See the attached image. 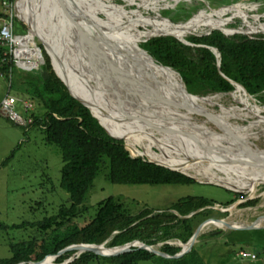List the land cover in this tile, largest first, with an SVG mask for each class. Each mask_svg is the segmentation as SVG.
<instances>
[{"label": "trees", "instance_id": "obj_1", "mask_svg": "<svg viewBox=\"0 0 264 264\" xmlns=\"http://www.w3.org/2000/svg\"><path fill=\"white\" fill-rule=\"evenodd\" d=\"M6 1L9 4L14 2V0ZM79 1L96 18L99 14L106 16L107 19L102 20V22L109 32L120 31L115 27L116 23L113 22V17H117L131 25L121 27V30H124L134 42L139 44L144 40H150L138 46L150 54L158 64L171 69L180 78L190 94L205 97L231 91L240 94L234 90H242L240 87L234 89L233 85L219 75L215 66L214 55L209 49L203 47L192 49L174 38L186 39L194 45H207L217 49L220 54L219 71L229 80L242 85L251 98L264 101V37L250 39L243 35H233L234 33L249 36L264 34V23L259 22L260 17H245V13L241 12V9L223 10L219 17H214L218 19H215V23L204 22L208 26H217L209 28L206 32L220 30L224 34L233 36L225 37L218 31H212L205 37H195L190 32L186 34L182 30L176 32L175 30L182 27L177 26L179 24H173L167 20L159 21L156 20V17L153 20L146 19L139 9L142 8L144 11L151 12L147 9L148 7L131 4L128 0L123 1L130 6L134 5L136 10L127 11L124 8L115 7L112 4L115 0H92L94 6L90 2L91 0ZM122 11L126 13V18L119 17V13ZM85 12L88 13L86 10ZM228 14L231 15V18H239L246 22L248 26L246 24L239 25L240 20H237L236 23L232 19L229 22H222L220 17ZM262 17L264 18V15ZM6 18H8L7 15L0 13V19ZM191 21L189 20L190 23H192ZM23 22L25 23V20ZM228 24H236L237 27H220ZM202 28L193 30L197 32L196 34L206 33ZM21 30L23 33L19 34L12 27V34L14 36L23 35L25 28L22 26ZM157 34H172L174 38H156L158 36L154 35ZM112 37L117 38L118 36ZM40 49L44 66L40 67L39 63L38 70L23 72L15 68L8 46L0 43V76L8 79L15 68L18 76L23 78L15 88V95L22 99L36 101L44 110L42 114L39 112L27 114L25 117H32L33 123L25 129L36 128L42 133L47 145L54 146L59 150L62 162L59 185L67 193L69 204L68 206H61L55 215L44 217L32 226L35 231L38 229L40 234L50 231L46 237H40V240L10 244V257L0 259V264L39 262L49 255H56L60 250L71 245L101 244L108 240L115 231L120 232L106 246L108 248L138 240L149 246H157L160 243L162 245L158 247V250L173 256L180 251V248L171 246L166 242L177 240L184 244L203 221L214 218L212 216L215 213L222 216L221 213L211 209L203 210L192 218L181 220L170 212H158L156 210L143 211L134 216L129 215L117 199L108 197L98 202L94 215L80 225L78 223V218L81 215L80 206H82L94 178L101 171L105 172V178L109 183L120 185H191L195 181L180 173L147 163L140 158H132L123 147L122 141L125 140L119 130L113 125H105L103 120L96 116L110 136L122 141L114 140L108 136L91 116L89 110L70 96L67 88L53 72L43 49L41 47ZM21 66L23 67V65ZM56 71L62 78L60 72L57 69ZM69 87L73 94L81 99L80 91L75 85L69 82ZM5 96L13 97L17 101L14 96L9 94ZM25 102L27 101L22 102L21 105ZM96 109L104 110L102 107ZM124 135L129 142L134 143L133 139L125 133ZM125 143L127 147L132 148L131 144L126 141ZM147 146L150 145L147 144ZM134 155H138L136 150ZM154 157L155 160L159 158L158 154ZM232 194L233 199L224 205L232 204L242 197L240 194L233 192ZM212 202L203 197L190 196L179 199L166 211H177L186 216L210 205ZM250 203L251 201H247L245 204ZM216 218L218 217L214 219ZM18 227L17 225L12 226V229ZM217 227L221 228L222 225L217 224ZM218 232L219 230L213 234ZM72 254L73 252H69L59 256L56 263H63ZM140 262L206 264L202 261L197 249L194 248L177 259H164L145 250H133L116 258H104L92 253H82L68 264H138Z\"/></svg>", "mask_w": 264, "mask_h": 264}, {"label": "rangeland", "instance_id": "obj_2", "mask_svg": "<svg viewBox=\"0 0 264 264\" xmlns=\"http://www.w3.org/2000/svg\"><path fill=\"white\" fill-rule=\"evenodd\" d=\"M90 2L93 3L92 0ZM129 2L135 5L141 4L139 0H129ZM112 4L115 7H121L127 11L136 10V7L134 5L130 6L123 0H115ZM147 5L148 6L144 7H148L147 9L154 13L155 16L151 12L144 11L142 8L139 9V11L146 19L153 20L156 17V20L159 21L167 20L168 22H172L173 24H179L177 26L182 27L178 28L175 31L179 32L182 30L185 32L184 34L190 32L193 33L192 35H200V33L202 34V32L196 34L197 32L193 29L203 27L202 29L204 30V32H206V30H208L209 28L217 27L208 26L204 22L210 21L212 23H215L218 19L214 17H219L221 11L231 10V8H235V10L241 9V12L245 13V17H260L259 22L264 23V18L262 17L264 15V0H152ZM14 6L16 10L14 9ZM86 10L88 11V13L92 14V12L88 10V8ZM0 13L7 16H12L11 19L13 28L17 33H23V31L21 30L22 26L25 28L23 35L27 33L28 30L26 28V25L29 29V24L26 13L21 7L20 0L17 3L16 0H14L12 4H8L5 6L2 4V0H0ZM123 13L125 12L122 11L119 14L121 15ZM230 16V14L223 15L220 17V20L222 22H227V19L230 18V20L232 19L234 23L238 22L237 20H240L239 18H231ZM16 17H19L20 19L22 18L23 21L25 20V23L22 22V19L18 20ZM98 18L103 21L107 19L103 14H99ZM36 20L40 23L41 15H37ZM189 20H192V23H190ZM88 22L90 21L88 20ZM113 22L116 23L115 27L120 29V34L118 33V31H116V34H119V37L125 36L126 33L124 30H121V27L131 25L127 24L125 20L119 19L117 17H113ZM52 23L53 22H51V24ZM196 23L199 24L195 25ZM51 24L50 26H52ZM240 24L243 25L244 23L240 20L239 25ZM224 25L220 27H237L236 24H228L227 26ZM30 35H34V32L28 34V36ZM236 35L247 36L250 39L264 37V34L252 36L245 34ZM64 40H66L65 37ZM96 40L99 41L98 38H96ZM34 41L36 47H41L43 49L42 44H40L36 38L34 39ZM142 43L143 42H139V44ZM34 54H36V56L38 55V61H36L37 65L35 64L37 67L40 63L38 50H35ZM15 68L10 76H8V79L0 76V100L6 94L14 96L17 101L15 102L12 110L22 118H24L27 114H34L38 112L42 114L44 110L36 101L22 99L15 95V88L19 84V81H22L21 79H23L18 76ZM178 81L181 82L179 77ZM113 84L114 86H118L114 82ZM235 88L236 87H234V89ZM252 99L250 98V100H252L255 105L264 107V101H257L254 98ZM128 100L130 101L131 98ZM133 100L134 99H132L131 102H133ZM24 101L27 102L21 105ZM224 103L226 106H229V108L232 106L236 107V114L239 115L237 116V119H230L229 122L231 125H239L241 126L240 129H244L249 125V122L253 120V117L251 116L249 118L242 117L244 116L243 113L245 112H238V110L241 109L238 104L230 105V101L228 100H224ZM214 110H216L215 112H217L218 108L216 107L214 108ZM7 116V114L0 112V259L10 257V244H16L22 241L26 242L30 240H40V237H46L50 231H46L43 234H40V231L38 229H36L35 231V228H32V226L35 225L38 221H41L44 217L55 215L61 206H68L69 204L67 193H65V191H63L59 185L60 169L62 165L59 150L54 146L47 145L44 142L42 133L36 128L25 129L12 121L14 119L11 120ZM195 119L197 120V122L195 123L196 125L192 126L196 131L198 130L200 126L199 124H201L202 119ZM159 127L160 129H151L153 135H155L156 138L164 135H166L165 138H167V136H175L174 133L165 131L167 129L165 125L164 127ZM203 127H209L208 129L211 131L213 129L216 130V128L209 125ZM148 128L150 129V127ZM246 132L247 134H249V141L257 146L258 149L264 150V134L259 132V130L255 127H253V129L247 128ZM202 135H205V132L202 133ZM179 137L183 138L184 136L180 135ZM187 139L189 138H186L185 140ZM206 140L209 142L211 141L208 138ZM171 141L172 142H169V144L167 143L168 146H171V148L168 150L172 151V153H174L175 155L177 154V156L179 157L186 158L185 156H188V154L186 153H188L189 150L191 152L197 151V153L194 154H205L212 152L219 162H221L222 160L227 161L228 157L230 156V154L222 153L220 152V150H218L220 153L216 152L217 149H212L210 151L208 149L204 150L202 149L203 146L201 147L200 145H198L196 141L188 140L191 145L188 144L187 148L186 145L181 141V139L176 138L172 139ZM225 145L226 143L225 141H223L222 146L224 147ZM142 147L146 148V145H142ZM129 150L130 154L135 156V150L133 148H129ZM155 151L157 150L155 149ZM229 159H231V156L229 157ZM198 163L201 168L206 169L207 163H209V159H206L204 161L202 159ZM217 165L218 164L216 163L214 167L218 168ZM231 166L233 167V165ZM239 169L241 168H238L237 170ZM210 170L212 172L215 171H213L212 169ZM225 174L239 176L233 169L227 170ZM212 183L205 180L195 179V183L191 185H120L109 183L105 178V172L101 171L94 178L91 187L85 195L82 206H80L81 215L78 218V223L82 225L84 222L88 221V219L94 215L98 202L107 199L108 197L117 199L123 206L125 211L129 215L134 216L140 214L143 211L150 210H156L158 212H168L166 210L172 207L179 199L190 196L203 197L205 199L213 201L212 203L220 205H224L231 199H233L234 196L231 191L226 190L222 186ZM246 194H248V192ZM249 195L251 197V199H249V201H251L250 204H242L229 213L219 212L216 209L212 208L211 210L222 214V216H219L215 213L212 217H218L216 219H222L225 222L230 223L231 226H234L235 224L238 226L252 225L256 227L258 226V228L260 229L234 231L224 229L223 227L225 223L222 224L221 228H218L217 224L211 225L210 223H208L198 235L202 236L197 237L192 246V248L197 249L199 256L204 263L264 264V228L261 229L262 227H264V184L261 183L257 187V189L253 193H249ZM16 225L19 227L17 229H12V226ZM218 230V233L213 234ZM166 243L171 246L179 247V241L177 240L168 241ZM161 245L162 244L158 243L157 246L153 247L158 250V247ZM239 250L259 251V259L257 256L256 257L258 260L242 259L237 255ZM78 256H76L75 254L71 255L61 264H64V262L65 264H68ZM56 259L55 264H60L56 263ZM48 260H50V258ZM138 264L152 263L140 262Z\"/></svg>", "mask_w": 264, "mask_h": 264}, {"label": "bare ground", "instance_id": "obj_3", "mask_svg": "<svg viewBox=\"0 0 264 264\" xmlns=\"http://www.w3.org/2000/svg\"><path fill=\"white\" fill-rule=\"evenodd\" d=\"M69 1L74 2V4H76L77 6V16L83 25L80 26V28H84L94 37L98 38L99 45H101V42L104 39H107L108 42L112 43L113 45H118L121 51L127 53L130 58H132L131 63L135 64L139 68V70H141V72L136 75L137 77L143 78L148 82H152L155 86L160 87L162 90L171 95L177 94L178 96H183V94L179 91L178 76L174 72L156 66L154 62H152L149 58L145 57L142 54H139L136 50L138 44L134 42L133 39L129 38V36H123L121 34L123 37H119V32V34H116V32H109V30L104 26L102 20L96 18L94 14H89L84 11V5L80 3L79 0ZM151 1L152 0H139L142 6H148L147 4H149V2ZM39 3H44L45 5L40 6L38 5ZM20 4L27 16L29 24V33L31 34V32H34V35L27 36L26 38H13V42H18L20 44V53H25L27 56L35 58L36 64V61H38L36 54H34L36 49H31L28 46L33 47L32 43L34 41V37H37L40 41H42L48 52V55L52 60L53 66L54 64L56 66H54V68H56L58 72H60L63 81L68 86L70 92L73 94L69 87V82L75 85V87L80 91L81 99L75 96V94H73V96H75L80 101L89 106L93 115L102 119L105 125L115 126L119 130L123 139L127 143L131 144V147L136 150L138 155L135 156H143L151 161H155L167 167L176 169L177 171L189 175L194 179L205 180L211 183H221L222 185H225L242 193H253L261 183L264 184V167L257 169L254 166L250 165L249 163L253 160V158L246 157L243 154L240 145L241 139L243 141L248 139L249 137V134H247L246 132L247 128L253 129V127H255L259 130V132L264 134V107L255 105L245 93L236 89L234 91L239 92L240 94L231 92L228 94H218L201 98L186 96V100L190 104L195 105L201 108L200 110L205 111V113H209L213 117H216V120L220 123V125L227 131H229L231 134H233L235 139L229 138V140L225 138L224 134L218 133L213 130L211 131L208 129L209 127H203L207 126L206 122L202 123L203 125L199 124L200 126L198 130L195 131L192 126L196 125L193 122L192 118L194 116L188 114L183 115L177 113L175 110L160 108L157 106L158 103L152 98H142L143 100L135 99V101H137L136 105L131 104L132 99L130 101L126 100V103L124 104L123 108L119 109L118 106L120 105V101L115 96H113V92H110V94L107 92V88L105 86L99 85L100 81L102 80L101 83H107L110 84L112 87L117 88L118 86H114L113 84V76L105 78L104 71H94V64L89 60L87 61V58L85 57L84 48L82 47L84 46V43L79 39L80 36L78 38V32H75L73 28H70L69 30V28L66 27L67 25L63 22L64 19L59 15L58 11L53 10L49 6V4L43 0H20ZM42 10L46 12V19H43ZM87 14L88 16H90L89 19ZM37 15H41V24L39 23V21L36 20ZM126 16V13H123L121 15L119 14L120 18H126ZM88 20L90 22H88ZM229 21L230 18L227 19V22ZM51 22L54 23V26L53 23L51 24ZM242 22L248 26L247 23H245L244 21ZM50 24L52 26H50ZM160 35L174 36L172 34H157L154 36ZM112 36H118L121 39H119L118 37L114 38ZM64 37L66 40H64ZM80 41L82 42L81 44ZM76 45H78V49ZM67 54L68 58L71 60V62L69 63L72 67H70L68 63H66L65 58L67 57ZM74 62H78L79 67H76ZM74 69L77 70L76 73H74ZM94 73L96 75V78L93 77V75L92 77L88 76ZM224 100L230 101V105L238 104V106H240L241 108L238 110V112H245L243 113V118H249L250 116L253 117V120L249 122V126L244 129L239 128L240 132H238V128L232 127L227 122L230 121L231 118L237 119V116L239 115L236 114V107L232 106L229 108V106L225 105ZM100 106L104 110L101 111L96 109L101 108ZM141 107H143V109L145 110L141 111L138 109ZM216 107L218 108L217 112H215L216 110H214V108ZM145 118L148 119L146 120ZM161 118H166L165 121L172 120V122L174 123H164L163 121H161ZM159 125H161V127H164L165 125L170 130L165 131L174 133L175 136H167V138H165L166 135H164L156 138L155 135H153L151 129H160ZM148 127H150V129ZM204 132L205 135H202V133ZM124 133L128 135L131 139H133L134 143L129 142L126 139ZM178 133H185L189 135L183 137L185 139H189L185 140L179 137L180 134ZM204 137L210 139L212 142H209L206 139H201ZM176 138L181 139V141L186 145V148L188 144H190L188 140L196 141L198 145H200L201 147L203 146L202 149H208L209 151L212 149H217L216 152H219L218 150H220V152L222 153L230 154L231 159H229V156L227 161L222 160L221 162H219L212 152L205 154H194L197 153V151L191 152L190 150L188 153H186L188 154V156H185L186 158L179 157L177 156V154L175 155L174 153H172V151H169L168 149H170L171 146L167 145V143L169 144V142H172V139ZM125 141L123 142L125 143ZM223 141H225L226 143L224 147L222 146ZM147 144L150 146H147L146 148L141 147L142 145L145 146ZM155 149L157 151H155ZM237 151L238 153L235 154ZM157 154L159 158L156 160L153 159L155 158L154 156H156ZM258 155L259 157H264V153H259ZM251 156H254L255 158L257 155L251 154ZM241 157H245V159L242 160ZM202 159L203 161L209 159V163H207L206 169H203L199 166L198 162ZM211 162H213L214 164ZM216 163L218 164V168L214 167ZM231 165H233L234 168ZM238 168H241L242 170H237ZM210 169H212L213 171L215 170L217 172H212ZM226 169L235 170V172L239 176L225 174L227 171ZM223 223H225V221H212V223L210 224L222 225ZM233 227L239 228L242 226H238L235 224ZM133 245L140 244L138 242H134ZM88 248L90 250H94L95 252L107 256L113 255L117 250L103 249L96 246ZM49 258L50 260L52 259V257H48L46 259V262L50 261L48 260Z\"/></svg>", "mask_w": 264, "mask_h": 264}, {"label": "water", "instance_id": "obj_4", "mask_svg": "<svg viewBox=\"0 0 264 264\" xmlns=\"http://www.w3.org/2000/svg\"><path fill=\"white\" fill-rule=\"evenodd\" d=\"M18 1L19 0H16V3ZM37 1H40V0H37ZM43 1L47 2L49 4V6L53 10L58 11L59 15L64 19L63 22L67 25L66 27H68L69 30H70V28L71 29L73 28V30L75 32H78V38L80 36L79 39L84 43V46H82V47L84 48L85 57L87 58V61L89 60V61H91L94 64V66H95V70L94 71L95 72L97 70H99L101 72L104 71V77L105 78L113 76V82L115 84H117L119 87H117V88L116 87H112L110 84H107V83L103 84V83H101L102 80L100 81L101 84L99 83V85L105 86L107 88V92L108 93L113 92V96H115L120 101V105L118 106L119 109H122L124 104L126 103V100L128 101V99H130V98L134 99V101L131 103V104H134V105L137 104V101H135V99L136 100H143L142 98H145V99L146 98H152L158 103V106L160 108L175 110L177 113L183 114V115H187V114L188 115H192V116H194V117H192L194 123L197 122V120L195 118H201L202 119L201 124L206 122L207 125L216 128V130L213 129V131L220 132V133L224 134L226 139H228V140H229V138L235 139L233 134H231L229 131H227L225 128H223L220 125V123L216 120V117H213L209 113H205V111L200 110L201 108L190 104L186 100V96H188V97L189 96L190 97H197V98H201V97L193 95V94H190L185 89V87L182 84V82L179 81V91L183 94V96L181 97V96H178L177 94L176 95H171V94L165 92L164 90H162L160 87L155 86L152 82H148V81L144 80L143 78L137 77L136 75L138 73H140L141 70H139V68L135 64L131 63L132 58H130V56L127 53L121 51L119 49L120 47L118 45H116V44L113 45L112 43L108 42L107 39L106 40L105 39L102 40L101 45H99L98 44L99 41H97L96 38L91 33H89L87 30H85L82 27L80 28V26H83V25L80 22V20L78 19L77 11H76L77 6H76V4H74V2H70L69 0H43ZM38 5L44 6L45 4L44 3H39ZM14 9H15V6H14ZM84 9L86 10L87 8L84 7ZM42 13H43V19H46V14H45L46 12L44 10H42ZM87 16H88V14H87ZM16 18L18 20H21L19 17H16ZM89 18H90V16H88V19ZM26 28H27L28 31H27V33L25 35H15L14 37L15 38H26L28 36V34H29V29H28L27 25H26ZM211 31H213V30H209L208 32L200 34V35H192V34L191 35L195 36V37H205L208 34H210ZM216 31L220 32L225 37L232 36V35L224 34L220 30H216ZM233 35H236V34L234 33ZM161 37H172V36H170V35H160V36H158L156 38H161ZM35 38L37 39V41L40 44H42L43 51L46 54V56L48 57V59H49V63H50V66H51L53 72L58 77V79L61 81V83L67 88L70 96L73 99H75L77 102L82 104L85 108H87L89 110L91 116L105 130V128L100 124V122L97 120V118L93 115V113H92L91 109L89 108V106H87L85 103H83L78 98L73 96V94L70 92V90H69L68 86L66 85V83L62 80V78L59 76V74L57 73L56 69L54 68V66L52 64V60H51L50 56L48 55V52H47L44 44L37 37H35ZM35 38H33V39H35ZM156 38H154V39H156ZM172 38H174V37H172ZM174 39L177 40L179 43L183 44L184 46H187V47L192 48V49L193 48H197V47H203V48L209 49L212 52V54L214 55L215 66H216V68L218 70L219 75L222 78H224L225 80H227L234 87H240L241 90L249 98H251V96L247 93V91L245 90V88L242 85H240L239 83H235V82L229 80L225 75H223L219 71L220 54L217 51V49L212 48V47H208L207 45H194V44L188 42L186 39L185 40H179L177 38H174ZM81 41H80V44L82 43ZM148 41H150V40H144L142 42L146 43ZM32 46H33L32 47L33 49H36L39 52L40 67L44 66V59H43V55H42L41 49L39 47L35 46V41H33ZM76 47L78 49V45H76ZM136 50H137V52L139 54H142L145 57L149 58L152 62H154V64L156 66H159V67H161V68H163L165 70L172 71L168 67H165V66H162V65L158 64L156 62V60L150 54H148L145 50H143L141 47L137 46ZM65 60H66V63H68V65L70 67H72L70 65V63H69V62H71V60L68 58V54H67V57L65 58ZM74 64H75L76 67H79L78 62H74ZM74 64H72V65H74ZM74 70H75L74 73H76L77 70L76 69H74ZM92 75H93V77L96 78L95 73L91 74V75H88V76L92 77ZM231 92H229V93H231ZM218 94H227V93H217L215 95H218ZM205 97H208V96H205ZM138 109L141 110V111L145 110V109H143V107L138 108ZM145 119L147 120L148 118H145ZM165 120H166V118H161V121H163L164 123H169V122L170 123H174V122H172V120L171 121H165ZM204 120H206V121H204ZM227 122L230 124L229 121H227ZM159 126H161V125H159ZM231 126L234 127V128H238L237 131L240 132L239 128L241 126H233V125H231ZM184 128H186V127H184ZM166 130H169V129L167 128ZM105 132L107 133L106 130H105ZM178 134H180L181 136H186L187 135L185 133H178ZM108 136L111 137L114 140L122 141V140L113 138L109 134H108ZM187 136H189V135H187ZM204 139H207V138L204 137ZM246 140L242 141V139H241L240 140L241 141L240 145H241L243 154L246 157L253 158V160L250 161L249 164L254 166L257 169L264 167V157H259V155H258L259 153H264V150L258 149L257 146H255L252 142L248 141V139H246ZM210 142H212V141H210ZM123 147L129 153V155L132 158H140V159H142L143 161H145L147 163L154 164L156 166L162 167V168L170 170L172 172L180 173V174H182V175H184V176H186V177H188L190 179H193L195 181V179L193 177H191L189 175H186V174H184V173H182L180 171H177L176 169L167 167V166H165L163 164H160L158 162H155V161H151V160H149V159H147V158H145L143 156H140V155L139 156H132L130 154L129 147H127V145L124 142H123ZM237 153H238V151L235 154H237ZM251 154H255L257 156L254 158V156H251ZM241 158H242V160L245 159V157H241ZM212 184L222 186L226 190H229V191H231V192H233L235 194L242 195V197L237 199L235 202H233L232 204H229V205H220V204H216V203H211L210 205H208L206 207H203V208H200V209H198V210H196V211H194V212H192V213H190V214H188L186 216H183V215L179 214V212H177V211L170 210L168 212L174 214L180 220L181 219L192 218L193 216H195L199 212H201L203 210H206V209H212V208L216 209L219 212H225V213L228 212L229 213L230 211H233L238 206H241L242 204H245L247 201H249V199H251L249 194L239 192L237 190L229 188V187H227L225 185H222L220 183H212ZM212 221L213 222H219V221H224V220H222V219H207V220L203 221L201 224H199L197 226V228L193 232L192 236L190 237V239L186 243L183 244V243L179 242L178 246L180 248V251L177 254L173 255V256L164 254V253L160 252L159 250L155 249L153 246H149V245H147L145 243H142V242H140L138 240L132 241V242H130L128 244H124V245H121V246L108 248L106 246L112 241L113 237L116 236L120 232V231H115L114 233H112V235L109 237L108 240L104 241L101 244H75V245H71V246H68V247L60 250L56 255H49V256L45 257L43 260H41L39 262H28V263H19V264H45L46 263V259L48 257H52V259H56L59 256H61L63 254H66V253H69V252H73L76 256H78V255H80L82 253H92V254H94L96 256H101V257H104V258H116L117 256H120L122 254L131 252L133 250H145V251H147V252H149L151 254H154V255H156L158 257H161V258H164V259H177V258H180L183 255L187 254L188 252H190V250L192 249V246H193L196 238L198 237L199 233L202 231V229L208 223H211ZM224 226H225L224 227L225 229L234 230V231H245V230L259 229L258 226L257 227H252V225L242 226V227L237 228V227L231 226L230 223H228V222H225ZM134 242H138L140 245H133ZM92 246L100 247V248H103V249H114V250L117 249V250H116V252L113 255L107 256V255H102V254H100L98 252H95L94 250H90L88 248V247H92ZM74 254H72V255H74Z\"/></svg>", "mask_w": 264, "mask_h": 264}, {"label": "built area", "instance_id": "obj_5", "mask_svg": "<svg viewBox=\"0 0 264 264\" xmlns=\"http://www.w3.org/2000/svg\"><path fill=\"white\" fill-rule=\"evenodd\" d=\"M2 4L8 5L9 3L6 0L2 1ZM12 16H8L6 19H1L0 22V43L3 45L8 46L9 53L12 55L14 60V64L17 69L23 72H31L38 70L39 67L35 65V58L31 56H27L25 53H20L19 51V43L13 42L14 35L12 34ZM29 48L33 49L32 47L28 46ZM21 64H24L23 67ZM16 100L13 97L5 96L0 101V112L7 114L9 119H14L15 123L21 125L22 127H29L33 123L32 117H24L22 118L18 114H16L12 108L15 104ZM242 259L248 260H256V254L252 252L240 251L237 254ZM45 264H55V259H51L50 261L46 262ZM65 264V262H64Z\"/></svg>", "mask_w": 264, "mask_h": 264}, {"label": "crops", "instance_id": "obj_6", "mask_svg": "<svg viewBox=\"0 0 264 264\" xmlns=\"http://www.w3.org/2000/svg\"><path fill=\"white\" fill-rule=\"evenodd\" d=\"M264 227H262L261 229H263ZM260 229V228H259ZM240 251H245V250H239V252ZM246 252H252V253H255L256 254V256L258 257V259H259V256H260V253H259V251H255V250H248V251H246ZM238 254V253H237ZM258 259H256V260H258Z\"/></svg>", "mask_w": 264, "mask_h": 264}, {"label": "clouds", "instance_id": "obj_7", "mask_svg": "<svg viewBox=\"0 0 264 264\" xmlns=\"http://www.w3.org/2000/svg\"><path fill=\"white\" fill-rule=\"evenodd\" d=\"M3 1V0H2ZM17 124V123H16Z\"/></svg>", "mask_w": 264, "mask_h": 264}]
</instances>
